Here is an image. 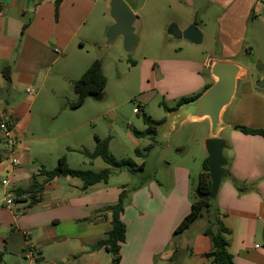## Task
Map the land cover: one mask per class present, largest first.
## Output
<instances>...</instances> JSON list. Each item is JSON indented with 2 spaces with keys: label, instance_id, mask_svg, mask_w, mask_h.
I'll list each match as a JSON object with an SVG mask.
<instances>
[{
  "label": "crops",
  "instance_id": "obj_1",
  "mask_svg": "<svg viewBox=\"0 0 264 264\" xmlns=\"http://www.w3.org/2000/svg\"><path fill=\"white\" fill-rule=\"evenodd\" d=\"M124 1L128 5V1ZM109 2L62 0L55 14L50 1L0 0V70L10 67L9 81L0 74V115L6 113L11 117L13 133L19 139L15 156L20 162L9 176L7 167L2 180L8 176L9 181L23 191L32 188L34 177L38 184H43L35 201L28 196L22 197L21 215L15 218L2 203L1 181L0 264H31L26 257L28 247L34 252L35 264H111V255L104 248H94L111 230L110 213L98 212L114 205L122 192H125V201L121 219L126 227V237L120 247L118 264L212 262L206 257L212 249V240L204 234L205 213L182 234L175 238L172 235L189 213L190 193L196 188L191 184L189 167L174 166L171 178L162 183L151 179L133 186H116L108 180L86 190L79 179L65 177L46 182V177L39 173L54 169L66 151L91 152L95 147L96 135L93 141L90 139L89 142L85 137L73 145L61 141L69 133L81 129L82 121L74 129V118H65L68 126L58 131L46 125L35 126L32 130L29 109L39 99L47 74L53 67H57L58 72H76L78 79L91 65L93 61L88 62L78 54L84 41L90 39L82 31L94 10L99 8L104 13L109 10ZM162 3L165 8L169 3L176 12L183 9L182 18L168 19L164 23L165 26L176 23L181 30L189 25L206 26L211 12L216 13L214 20L219 28L217 38L223 47V55L222 59L210 61L206 65L208 69L213 62L236 63L235 59L243 49L245 27L255 21L264 24V0H164ZM131 10L138 16L141 7ZM209 84H212L211 78ZM209 84L203 79L198 89ZM238 87L229 106L239 99L232 115L235 118L243 112L251 115L253 120L241 125H227L222 121L219 136L223 131H229L228 139L223 138L227 176L219 186L214 206L229 232L228 252L233 264H264V246L260 245L264 237V135H246L235 129L243 126L264 132V105L256 103L259 99L264 103V91H257L250 82L244 84L239 95ZM27 90L33 95L27 94ZM197 90L180 93L178 100L196 95ZM148 92L155 93V89ZM260 93L263 94L260 96ZM0 143L5 148L1 134ZM184 151L182 148L177 152L182 154ZM2 156L0 153V160L7 157L6 148ZM94 161L89 164L93 166ZM200 173L197 172L196 182ZM232 180L245 187L247 192L238 194Z\"/></svg>",
  "mask_w": 264,
  "mask_h": 264
},
{
  "label": "rangeland",
  "instance_id": "obj_2",
  "mask_svg": "<svg viewBox=\"0 0 264 264\" xmlns=\"http://www.w3.org/2000/svg\"><path fill=\"white\" fill-rule=\"evenodd\" d=\"M126 1L130 10L141 7L133 25L135 45L130 53L124 50L122 37L112 42L108 40V28L113 23L109 10L104 13L99 8L94 10L82 31L90 39L84 41L78 54L88 62L100 61L106 78L103 98L97 101L88 96L81 106L70 109L68 104L76 99L73 81L77 74L72 71L58 72L57 67H53L47 74L39 99L30 106V126L34 130L35 126L46 125L58 131L68 126L65 118H74V129L81 124L80 121L83 124L80 130L63 137L61 141L64 144H77L85 137L93 141L94 135H99L103 139L110 138L108 151L115 159H129L137 166L143 164V172L136 174L112 169L109 177L111 185L133 186L151 179L162 183L171 178L174 166L182 165L189 167L191 184L195 187L197 172L202 171V163L207 158L204 142L209 136L208 121L181 125L177 121L174 128L168 121L158 126L155 142L149 138H135L131 129H144L143 115L150 116L154 121H166L169 113L165 108L175 107L180 93L196 91L203 79L205 83H210V66L208 69L206 65L213 59H222L223 55V47L217 38L219 28L214 20L216 13L211 12L208 21H205L206 26L198 28L201 29L202 43L193 45L184 39H173L166 33L169 24L165 26L164 23L168 19L182 18V8L176 12L169 3L165 8L164 0ZM242 39L243 49L235 61L246 69V76L237 81L239 95L244 84L252 82L254 85L264 75V71L256 69L260 64L264 70V24L260 21L249 23ZM152 89H155V93L148 92ZM36 90L37 87L33 92ZM197 91L196 95L204 89L201 87ZM238 102L239 99L225 111L222 117L225 124L241 125L253 120L251 115L243 112L233 117L232 112ZM256 103L264 105L260 99ZM137 106L141 107L140 112L134 114L133 108ZM228 134L229 131H223L219 137L228 139ZM149 146L152 147L148 149ZM182 148L185 151L179 154L177 151ZM136 151L140 153L136 154ZM0 153L5 155L1 143ZM64 153L66 164L71 169L99 172L108 168L100 158L95 159L93 166L90 165L82 150ZM8 166V160L3 157L0 160V189ZM260 245L264 246L263 238Z\"/></svg>",
  "mask_w": 264,
  "mask_h": 264
},
{
  "label": "trees",
  "instance_id": "obj_3",
  "mask_svg": "<svg viewBox=\"0 0 264 264\" xmlns=\"http://www.w3.org/2000/svg\"><path fill=\"white\" fill-rule=\"evenodd\" d=\"M50 1L55 8V14H57L58 7L62 0H42ZM26 25L24 26V28ZM0 74L6 80H10V67H4L0 70ZM211 85V84H210ZM210 85L205 86L206 90ZM106 86V78L101 70V63L99 60H94L91 65L79 76L78 79L73 81V90L76 94V99L68 104L70 109L78 108L82 105L88 96L94 94L104 95V89ZM257 90V88H256ZM264 91V90H262ZM200 94L192 95L191 97L180 98L175 107L169 109L165 108L167 112L178 109L184 103L194 100ZM143 123L145 125L144 130L131 129V132L135 138H149L151 142H155V136L158 126L164 123V120L154 121L149 116L143 115ZM235 129L246 135H259L263 136V130L250 129L243 126H236ZM95 147L93 151L83 150L82 154L91 163L93 160L100 158L108 166L99 172H93L90 170H77L71 169L66 164V159L61 157L58 159L57 166L52 170H40V174L46 177V182L52 181L56 178L71 177L79 179L83 183V190L88 189L99 183H107L111 175L112 169L119 171H127L130 174H136L143 172V164L137 166L132 160H118L115 159L108 149L110 138L99 139L94 137ZM152 146H149L150 149ZM140 152L136 151V154ZM227 167V166H226ZM232 185L238 194H244L247 189L240 186L236 181L232 180ZM138 187H136L137 189ZM43 184H38L35 181V177L32 181V188L29 191H23L17 189L15 202L22 201L23 196H28L35 201V197L42 191ZM211 182L208 174V158L202 163V171L198 176L197 185L194 191L190 194V211L182 219L176 229L173 231V237L182 234L186 229L192 225L199 217L206 214L207 225L204 230L206 236H210L212 240V249L206 254V257L211 258V264H233L232 256L228 252L229 241L227 239L228 230L219 219L218 210L214 206V199L210 198ZM125 192L119 195L118 201L111 206L105 207L98 213L111 215V230L106 236L100 240L94 248H104L111 255V264H118L120 261V247L125 241L126 227L122 222L121 216L124 211ZM1 256V254H0Z\"/></svg>",
  "mask_w": 264,
  "mask_h": 264
},
{
  "label": "water",
  "instance_id": "obj_4",
  "mask_svg": "<svg viewBox=\"0 0 264 264\" xmlns=\"http://www.w3.org/2000/svg\"><path fill=\"white\" fill-rule=\"evenodd\" d=\"M109 14L113 20L108 28L109 42L119 36L122 37L123 48L130 53L135 45L133 25L136 16L124 0H110ZM166 33L173 39H184L193 45L202 43V33L195 25H189L181 30L176 23H171ZM256 69L259 72L264 71L260 64H257ZM209 71L212 84L194 100L168 112L169 117L164 123L170 121V125L174 128L177 121H180V125L187 122H209V136L204 142V148L208 158V174L211 182L210 198L215 199L221 182L227 176L225 168L228 162L223 156L226 144L219 137L223 127L222 115L230 106L235 96L237 81L245 76V69L236 63L219 61L211 63ZM254 86L258 90H264V75L254 82ZM92 97L100 101L103 95L94 94ZM262 238L264 241L263 236Z\"/></svg>",
  "mask_w": 264,
  "mask_h": 264
},
{
  "label": "built area",
  "instance_id": "obj_5",
  "mask_svg": "<svg viewBox=\"0 0 264 264\" xmlns=\"http://www.w3.org/2000/svg\"><path fill=\"white\" fill-rule=\"evenodd\" d=\"M27 94L33 95L32 91L27 90ZM140 112L139 106L137 108H133V113L138 114ZM0 134L1 138L4 142L5 148L7 150V157L9 164V173L8 176L11 175L20 165L19 160L16 158V149L19 144L18 137L13 133V122L11 120L10 115L6 113H1L0 115ZM5 177L2 180V186H3V197H2V203L5 208L9 209V211L12 213V215L17 218L19 215H21V210L19 209V205H21V202L18 201L15 202V199H17L16 191L17 188L9 181V177ZM25 236H28V232L25 233ZM26 252L28 253L27 259L29 260V263L35 264V257L34 252L31 248H26Z\"/></svg>",
  "mask_w": 264,
  "mask_h": 264
}]
</instances>
